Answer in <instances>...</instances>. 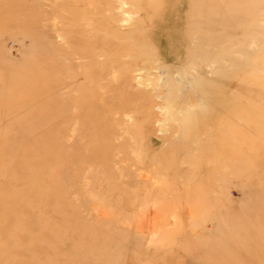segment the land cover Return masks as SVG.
I'll list each match as a JSON object with an SVG mask.
<instances>
[{
	"label": "rangeland",
	"instance_id": "obj_1",
	"mask_svg": "<svg viewBox=\"0 0 264 264\" xmlns=\"http://www.w3.org/2000/svg\"><path fill=\"white\" fill-rule=\"evenodd\" d=\"M0 264H264V0H0Z\"/></svg>",
	"mask_w": 264,
	"mask_h": 264
},
{
	"label": "bare ground",
	"instance_id": "obj_2",
	"mask_svg": "<svg viewBox=\"0 0 264 264\" xmlns=\"http://www.w3.org/2000/svg\"><path fill=\"white\" fill-rule=\"evenodd\" d=\"M121 16V15H120ZM228 33H230V32H228ZM203 39V38H202ZM175 98V97H174ZM173 108V107H172Z\"/></svg>",
	"mask_w": 264,
	"mask_h": 264
}]
</instances>
